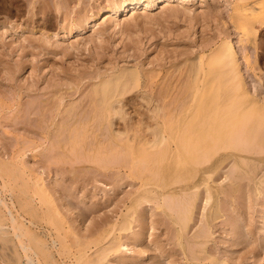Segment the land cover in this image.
Masks as SVG:
<instances>
[{
  "label": "rangeland",
  "instance_id": "1",
  "mask_svg": "<svg viewBox=\"0 0 264 264\" xmlns=\"http://www.w3.org/2000/svg\"><path fill=\"white\" fill-rule=\"evenodd\" d=\"M123 1L0 0V264H264V0Z\"/></svg>",
  "mask_w": 264,
  "mask_h": 264
},
{
  "label": "bare ground",
  "instance_id": "2",
  "mask_svg": "<svg viewBox=\"0 0 264 264\" xmlns=\"http://www.w3.org/2000/svg\"><path fill=\"white\" fill-rule=\"evenodd\" d=\"M167 1H171V0H125V1H123L120 5H118V6H106V7H101L100 8V14L101 13H106V12H121L120 10H121V8H122V11H125L126 12V14L128 13L129 14V12L131 11H134V12H137L139 9L140 10H142L143 8L144 9H148V8H152V7H155V6H157V5H159V3H164V2H167ZM172 1H175V0H172ZM201 1V0H200ZM58 2H59V0H58ZM27 3V2H26ZM73 3V2H72ZM229 3V2H228ZM227 3V4H228ZM254 4V2H250L249 4L251 5V4ZM57 4V3H56ZM184 4V3H183ZM186 4V3H185ZM252 4V5H253ZM46 5V4H45ZM66 5V4H65ZM161 5V4H160ZM181 5V4H180ZM70 6V5H69ZM87 6V5H86ZM183 6V5H182ZM34 7V6H33ZM160 7V6H159ZM37 8V7H36ZM47 8V7H46ZM241 8V7H240ZM242 8H243V10H245L246 8H247V5H243L242 6ZM30 9V8H29ZM70 9V8H69ZM186 9H189V8H186ZM231 9V8H230ZM18 10V9H17ZM27 10V9H26ZM38 10V9H37ZM70 11V10H69ZM196 11V10H195ZM37 12V11H36ZM72 12V11H71ZM130 12V13H131ZM139 12V11H138ZM29 13V12H28ZM173 13H175V12H173ZM179 13V12H178ZM223 13V12H222ZM29 14H31V13H29ZM93 14V13H92ZM118 14V13H117ZM183 14V13H182ZM200 14V13H199ZM35 15V14H34ZM87 15H88V13H87ZM96 16V15H95ZM178 16H180V15H178ZM201 16V15H200ZM74 17V16H73ZM182 17V16H181ZM89 19H91V20H93V18H89ZM88 19V20H89ZM182 19V18H181ZM31 20V19H30ZM74 21V20H73ZM86 22H87V20H85ZM143 21V20H142ZM193 21V20H192ZM145 22V21H144ZM35 23V22H34ZM85 23V22H84ZM119 23V22H118ZM87 24V23H86ZM86 24H84V25H86ZM196 24V23H195ZM121 25V24H120ZM225 25V24H224ZM226 26V25H225ZM4 27V26H3ZM115 27H116V24H115ZM178 27V26H177ZM4 28H6V27H4ZM9 28H10V26H9ZM8 28V29H9ZM11 28H12V26H11ZM14 28V27H13ZM72 28V27H71ZM117 28H118V26H117ZM121 28H122V26H121ZM231 28V27H230ZM240 28V27H239ZM241 28H243V27H241ZM0 30H2V29H0ZM12 30V29H11ZM10 30V31H11ZM119 30H120V28H119ZM240 30V29H239ZM6 31H7V29H6ZM73 31H74V29H73ZM82 31V30H81ZM102 31V30H101ZM121 31H122V29H121ZM228 31V30H227ZM226 31V32H227ZM12 32V31H11ZM125 33V32H124ZM116 34V33H115ZM119 34H120V32H119ZM10 35V34H9ZM45 36V35H44ZM55 36V35H54ZM66 36V35H65ZM67 36H68V33H67ZM112 36V35H111ZM120 36V35H119ZM16 37H18V36H16ZM57 37V36H56ZM60 37V36H59ZM96 37H98V36H96ZM118 37V36H117ZM126 37V36H125ZM15 38V37H14ZM1 39V38H0ZM93 39V38H92ZM14 40V39H13ZM16 40V39H15ZM34 40V39H33ZM42 40V39H41ZM45 40V39H44ZM54 40V39H53ZM113 40V39H112ZM226 40H227V38H226ZM82 41V40H81ZM90 41V40H89ZM88 41V42H89ZM96 41V40H95ZM94 41V42H95ZM16 42H18V41H16ZM28 42H29V40H28ZM38 42V41H37ZM42 42V41H41ZM50 42V40L47 42V43H49ZM85 41H83V43H84ZM19 43V42H18ZM86 43V42H85ZM90 43V42H89ZM117 43V42H116ZM34 44V43H33ZM61 44V43H60ZM92 44V43H91ZM96 44V43H95ZM20 45V44H19ZM43 45H45V42H44V44ZM47 45V44H46ZM76 45H77V43H76ZM82 45V44H81ZM23 47H24V45H22ZM34 46V45H33ZM50 46H52V45H50ZM49 46V47H50ZM71 46H73V45H71ZM53 47V46H52ZM95 47H97V46H95ZM100 47V46H99ZM205 47H210V45L209 44H206L204 47H203V49L202 50H205ZM236 46H235V43H234V41H233V39H231V40H228L227 41V43H226V45L224 46V47H221V48H216V49H214L213 51H212V53L210 54V55H208L206 52H204L202 55H200V59L202 60V65H201V68H202V70H203V74L201 75V77L199 78V83L200 84H202V83H205L206 81H207V78H208V76H207V74H208V69H209V67H210V64H211V62H212V59H213V57L215 56V57H219V58H221V61H222V63L223 64H225V63H228V62H232V65L234 66V67H236V69H238V61H241V60H239L238 59V56L236 55V53H237V51H236V48H235ZM21 48V47H20ZM19 48V49H20ZM44 48V47H43ZM51 48V47H50ZM63 48V47H62ZM86 48V47H85ZM48 49V48H47ZM55 49H57V48H55ZM66 49V48H65ZM103 49V48H102ZM49 50V49H48ZM52 50V49H51ZM75 50V49H74ZM20 51H23V50H20ZM50 51V50H49ZM56 51V50H55ZM51 52V51H50ZM62 52V51H61ZM23 53V52H22ZM46 53H48V51L46 52ZM53 53V52H52ZM55 53V52H54ZM80 53V52H79ZM81 53H82V51H81ZM95 53H96V51H95ZM24 54H25V52H24ZM87 55V54H86ZM120 55V54H119ZM128 55V54H127ZM132 55V54H131ZM25 56V55H24ZM28 56V55H27ZM81 56V55H80ZM83 56V55H82ZM95 56V55H94ZM205 56H207V58L204 60V57ZM79 57V56H78ZM97 57V56H96ZM134 57V56H133ZM27 58V57H26ZM36 58V57H35ZM119 58V57H118ZM122 58V57H121ZM166 58V57H165ZM195 58V57H194ZM105 59V58H104ZM125 59V58H124ZM162 59V58H161ZM178 59V58H177ZM65 60V59H64ZM70 60V59H69ZM84 60V59H83ZM99 60H100V57H99ZM165 60V59H164ZM92 61V60H91ZM96 61V60H95ZM103 61V60H102ZM101 61V62H102ZM118 61V60H117ZM124 61V60H123ZM93 62V61H92ZM126 62V61H125ZM147 62V61H146ZM167 62V61H166ZM165 62V63H166ZM181 62V61H180ZM49 63V62H48ZM115 63V62H114ZM117 63H119V62H117ZM191 63V62H190ZM95 64V63H94ZM127 64V63H126ZM26 65H27V63H26ZM144 65V64H143ZM23 66V65H22ZM160 66V65H159ZM82 67V66H81ZM222 67V66H221ZM40 68V67H39ZM41 69V68H40ZM46 69V68H45ZM78 69V68H77ZM189 69V68H188ZM21 70V69H20ZM19 69H18V71H20ZM81 70V69H80ZM9 71V70H8ZM22 71H23V68H22ZM74 71V70H73ZM112 71H113V69H112ZM36 71H34V73H35ZM107 73V72H106ZM106 73H99V71L95 74V76H94V78H96V79H98V78H100V77H102V76H104ZM37 74V73H36ZM129 74H130V72H129ZM189 74V73H188ZM201 74V73H200ZM7 75V74H6ZM19 75V74H18ZM176 75H177V73H176ZM16 76H17V74H16ZM15 76V77H16ZM37 76V75H36ZM39 76V75H38ZM38 76H37V78H38ZM86 76V75H85ZM175 76V75H174ZM173 76V77H174ZM194 76H196V75H194ZM10 77V76H9ZM17 78H18V76H17ZM34 78V77H33ZM36 78V77H35ZM34 78V79H35ZM88 79H89V77H88ZM237 80H235L237 83H240V80H241V75H240V73H238V78H236ZM36 81V80H35ZM81 81V80H80ZM170 81V80H169ZM179 82V81H178ZM214 81L212 80V79H210V80H208V83L210 84V85H213L214 83H213ZM25 83H26V81H25ZM75 83V82H74ZM101 83V82H100ZM27 84H28V82H27ZM34 84V83H33ZM69 84V83H68ZM102 84V83H101ZM181 84V83H180ZM26 85V84H25ZM36 85V84H35ZM39 85H40V83H39ZM39 85H38V87H39ZM70 85H72V84H70ZM74 85V84H73ZM94 85V84H93ZM77 86V85H76ZM80 86V85H79ZM66 87V86H65ZM91 87V86H90ZM16 88H18V87H16ZM174 88V87H173ZM245 88V87H244ZM33 89V88H32ZM48 89H49V87H48ZM35 90V89H34ZM144 90V89H143ZM22 91V90H21ZM20 91V92H21ZM39 91V90H38ZM44 91V90H43ZM139 92V91H138ZM1 93V92H0ZM16 93V92H15ZM24 93V92H23ZM34 93V92H33ZM48 93V92H47ZM80 93V92H79ZM182 93V92H181ZM160 94H161V92H160ZM65 95V94H64ZM140 95H141V93H140ZM175 95H176V93H175ZM142 96V95H141ZM48 97V96H47ZM66 97V96H65ZM70 97H72V96H70ZM167 96H165V97H162L163 99H165ZM200 97V95L198 94V93H196V94H194V95H192V96H187V95H183V94H181L180 96H175V97H170L171 98V100H193V101H195V100H197L198 98ZM22 99V98H21ZM43 99V98H42ZM65 99V98H64ZM50 100V99H49ZM124 100V99H123ZM142 100H144V101H146V103L147 104H150V106H151V103L153 104V102H154V98L151 96V95H148L146 92L145 93H143V96H142ZM143 101V102H144ZM45 102V101H44ZM48 102V101H47ZM196 102H198V101H196ZM145 103V104H146ZM23 104V103H22ZM48 105V104H47ZM144 105V104H143ZM187 105V104H186ZM40 106V105H39ZM149 106V107H150ZM165 106V105H164ZM151 108V107H150ZM108 111H109V116H110V120H109V126H110V128H108V129H111V133H112V135H114L116 138H121L122 136H124L125 134H126V130H123V131H119V130H116L114 127H113V125H114V120L115 119H121V120H124L125 121V119H126V117H127V112H126V110H125V108L122 106V104H121V101L120 100H118V99H114V100H111L110 101V103H109V106H108ZM149 110V109H148ZM151 110V109H150ZM107 111V110H106ZM102 112V111H101ZM158 112H159V109H158V107H155L153 110H152V113L154 114V116L155 115H158ZM237 112V111H236ZM241 112V111H240ZM23 114V113H22ZM54 114V113H53ZM82 114V113H81ZM97 114H99V113H97ZM208 114H210V113H208ZM101 115V114H100ZM130 115V114H129ZM43 116V115H42ZM58 116V115H57ZM76 116V115H75ZM28 117V116H27ZM53 117H56V116H53ZM71 117V116H70ZM128 119V118H127ZM253 120V119H252ZM75 121V120H74ZM73 123H75V122H73ZM151 125V124H150ZM150 133H151V135H152V137H151V139L150 140H148L147 141V145L149 146V148H158V147H160L162 144H163V142H164V135L162 134V132L159 130V128L157 127V126H149V130H148ZM119 141V140H118ZM43 174V173H42ZM44 176V175H43ZM227 177V176H226ZM44 180V179H43ZM45 182V181H44ZM42 192V191H41ZM84 201V200H83ZM2 202V201H1ZM42 203V202H41ZM73 203V202H72ZM155 203V202H154ZM187 203V202H186ZM185 203V204H186ZM193 204V203H192ZM187 205V204H186ZM70 207V206H69ZM186 207H188V206H186ZM190 209V208H189ZM191 210V209H190ZM74 211V210H73ZM179 211V210H178ZM177 215V214H176ZM143 216V215H142ZM82 217V216H81ZM241 229V228H240ZM136 240V239H135ZM137 242V241H136ZM235 241H233V243H234ZM252 243V242H251ZM259 243V242H258ZM120 244V243H119ZM233 245V244H232ZM121 246H122V244H121ZM120 247V246H119ZM220 250V249H219ZM207 251V250H206ZM254 251V250H253ZM254 253V252H253ZM27 255V254H26ZM208 258V257H207ZM227 258V257H226ZM104 259V258H103ZM230 260V259H229ZM214 261V260H213ZM224 261V260H223ZM141 262V261H140ZM222 262V261H221ZM150 263V262H149ZM234 263V262H233ZM138 264V263H137ZM145 264V263H144ZM218 264V263H217ZM220 264V263H219Z\"/></svg>",
  "mask_w": 264,
  "mask_h": 264
}]
</instances>
